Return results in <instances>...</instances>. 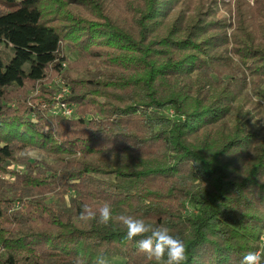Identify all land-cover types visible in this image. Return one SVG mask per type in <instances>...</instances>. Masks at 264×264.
<instances>
[{"label":"trees","instance_id":"trees-1","mask_svg":"<svg viewBox=\"0 0 264 264\" xmlns=\"http://www.w3.org/2000/svg\"><path fill=\"white\" fill-rule=\"evenodd\" d=\"M210 1L0 0V264H156L121 214L169 227L186 264L264 253V0L233 20ZM56 75L79 118L29 104ZM28 196L42 229L2 227ZM105 202L109 224L79 219Z\"/></svg>","mask_w":264,"mask_h":264},{"label":"clouds","instance_id":"clouds-1","mask_svg":"<svg viewBox=\"0 0 264 264\" xmlns=\"http://www.w3.org/2000/svg\"><path fill=\"white\" fill-rule=\"evenodd\" d=\"M83 222L96 221L107 225L113 219L112 206L105 202L94 209L85 204L79 214ZM120 223L126 228L125 239L133 241L136 237L138 251L145 253L149 260H155L156 264H186L188 260V246L185 241L172 234L165 225L154 226L143 218L121 214L118 217ZM75 264H86L83 259H77ZM96 264H109L107 256L100 255ZM240 264H264V253L251 251L245 254Z\"/></svg>","mask_w":264,"mask_h":264},{"label":"rangeland","instance_id":"rangeland-1","mask_svg":"<svg viewBox=\"0 0 264 264\" xmlns=\"http://www.w3.org/2000/svg\"><path fill=\"white\" fill-rule=\"evenodd\" d=\"M69 1V4H71V7H73L75 5V1L76 0H67ZM204 2H206V4L211 3L210 0H203ZM251 1V3L254 2V0H249ZM219 2L220 5L217 8V16L221 17V18H226L229 19L231 18L230 16L232 15V20L234 18V13L235 12V7H236V0H216V3ZM222 2H225L227 4H223ZM234 5L232 7L231 10V4ZM4 7L0 4V11H3ZM232 11V12H231ZM68 65L75 63L78 60L77 55L75 54H70L68 56ZM70 68V67H68ZM44 85V87L47 90L50 89H55V93L53 94V97H50V100L52 99V101L49 103L47 102L48 99H46V95L44 96V98H42V86ZM25 91L26 94L28 93V101L29 104H38L41 105V107L45 110L49 108V111H47L48 113H51L53 115H57V116H64L68 119H77L81 116V113L79 112L80 110V105L79 103H77L74 100H69V96L71 95V89L69 87V85L66 82V79L63 78L62 76L56 75L53 78L46 80L45 82H40L37 83L36 86H34L33 88H27ZM45 99L47 101H45ZM16 101H13V106H15ZM68 110H71V113H68ZM46 111V110H45ZM34 117L33 120L36 121V116L33 115ZM88 116V115H87ZM38 121V120H37ZM49 127H47L48 129ZM37 150H31L28 153V157L30 160L33 159H37L40 158L39 153H37ZM25 169H27V163L24 162H17L14 163V165L10 166V170H14V171H25ZM13 175L11 172H2L1 173V177L2 179L6 180V181H13L11 180L13 178ZM3 188L4 185L0 184V191L3 192ZM3 196V194H1ZM5 195V194H4ZM4 197V196H3ZM35 196H28L27 198V203L25 204L26 206L23 207L22 211H25L26 213L24 215H22V220L20 224H10L8 221H3L1 223V226L6 228V229H17L20 232H24V231H28V227L31 226L32 228L39 230L42 229L43 224H45L44 222H41V219L39 218L38 214L36 213V209L37 207H33L35 206L34 204L37 203V200L35 199ZM36 202V203H35ZM39 203H42L39 202ZM35 210V214L33 213ZM17 235L20 234L19 232L16 233ZM23 254H29L26 253V251H22Z\"/></svg>","mask_w":264,"mask_h":264},{"label":"built area","instance_id":"built-area-1","mask_svg":"<svg viewBox=\"0 0 264 264\" xmlns=\"http://www.w3.org/2000/svg\"><path fill=\"white\" fill-rule=\"evenodd\" d=\"M68 113H71V110H68Z\"/></svg>","mask_w":264,"mask_h":264}]
</instances>
